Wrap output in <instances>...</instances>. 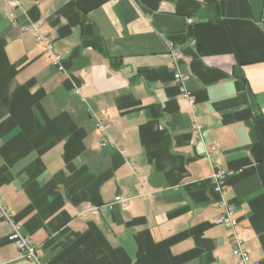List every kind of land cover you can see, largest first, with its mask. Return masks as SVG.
Listing matches in <instances>:
<instances>
[{"label":"crops","instance_id":"obj_1","mask_svg":"<svg viewBox=\"0 0 264 264\" xmlns=\"http://www.w3.org/2000/svg\"><path fill=\"white\" fill-rule=\"evenodd\" d=\"M0 199L46 264H235L220 203L264 264V0H0Z\"/></svg>","mask_w":264,"mask_h":264},{"label":"built area","instance_id":"obj_2","mask_svg":"<svg viewBox=\"0 0 264 264\" xmlns=\"http://www.w3.org/2000/svg\"><path fill=\"white\" fill-rule=\"evenodd\" d=\"M30 31L36 43L42 49L44 56L49 61V63L58 70V72H63L62 58L54 52L52 40L38 31L37 26L31 25L26 28ZM173 63L175 65L174 80L179 86L180 95L185 99L190 106L194 105V99L191 94L184 87L186 78L182 76L176 69V64L178 61L179 54H171ZM74 94L81 97V92L75 90ZM82 99V97H81ZM83 100V99H82ZM84 101V100H83ZM96 129L100 134V147L105 148L110 143L109 138V125L104 124L99 119L96 120ZM193 129L197 132L202 131V126L198 119L195 118L193 122ZM215 148L213 146L208 147L207 157L214 153ZM229 174L228 172L216 168L213 170L210 180L213 185V190L220 196H224L226 193V181ZM222 208V213L215 218L211 223L214 226L226 227L231 230L230 235V248L231 255L235 259V264H259L251 259L249 252L245 248L244 239L241 236L240 231L237 228V219L235 218L234 207L231 204L220 203ZM127 205V200L122 198L115 199L112 203L102 205V206H91L82 205L79 209V217L82 219H87L89 217H98L104 211H112L115 208H125ZM0 222H4L7 225L6 240L8 243L12 244L18 251L20 259L30 263V264H46L42 261L39 250L33 245L29 237L23 235L20 225L14 220L12 214L5 206V204L0 199Z\"/></svg>","mask_w":264,"mask_h":264}]
</instances>
